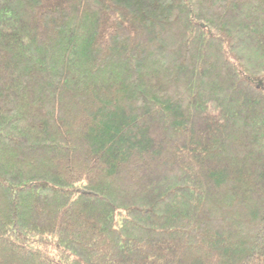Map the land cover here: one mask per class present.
<instances>
[{
    "label": "trees",
    "instance_id": "1",
    "mask_svg": "<svg viewBox=\"0 0 264 264\" xmlns=\"http://www.w3.org/2000/svg\"><path fill=\"white\" fill-rule=\"evenodd\" d=\"M0 264H264V0H0Z\"/></svg>",
    "mask_w": 264,
    "mask_h": 264
}]
</instances>
